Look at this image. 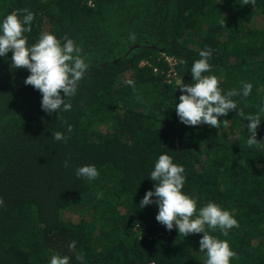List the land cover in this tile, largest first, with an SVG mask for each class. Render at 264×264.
Wrapping results in <instances>:
<instances>
[{
  "label": "trees",
  "instance_id": "obj_1",
  "mask_svg": "<svg viewBox=\"0 0 264 264\" xmlns=\"http://www.w3.org/2000/svg\"><path fill=\"white\" fill-rule=\"evenodd\" d=\"M22 9L34 14L29 44L45 32L70 38L89 67L57 117L11 52L0 57V264H49L54 253L69 264H205L202 233L166 230L155 204L138 205L160 154L183 167L197 209L213 202L237 220L227 236L205 226L235 251L230 264H264V149L246 143L248 115L264 139V0H0V19ZM205 47L202 75L222 94L252 84L216 128L186 126L174 108ZM87 164L95 180L74 174Z\"/></svg>",
  "mask_w": 264,
  "mask_h": 264
},
{
  "label": "clouds",
  "instance_id": "obj_2",
  "mask_svg": "<svg viewBox=\"0 0 264 264\" xmlns=\"http://www.w3.org/2000/svg\"><path fill=\"white\" fill-rule=\"evenodd\" d=\"M250 2L254 4L255 0ZM20 11L22 15L12 12L0 19V57L11 52V67L26 69L29 74L23 80L24 85H31L41 94L40 108L47 114L56 113L58 117L61 112L71 110L69 98L76 94L89 65L81 56L80 46L70 38H64L62 42L52 32H45L35 43L29 44L25 33L31 31L34 14L28 9ZM199 57L190 68L192 83L177 84L181 94L179 102L175 103V113L186 126L205 124L216 128L219 117L226 116L229 110L237 109V103L231 97H248L252 84L243 83L239 92L231 90L222 94L216 76L202 75L211 71L212 66L208 62L211 50L205 47L199 51ZM180 63L184 61L180 60ZM126 83L128 86L134 85L131 79ZM259 112L264 113V104ZM246 121V143L258 150L264 149V139H256V130L261 122L259 116L248 115ZM71 131L72 126L68 124L64 133L56 131L51 135L56 141H65L67 133ZM65 166H68L67 161ZM183 173V167L174 163L169 155L160 154L148 178L153 182V188L145 191L138 205L143 208L155 204V220L166 230H172L175 226L182 236L202 233L198 245L199 251L206 255L205 264H230V259L236 255L235 251L229 247L227 240L210 235L205 226L208 230L219 229L221 235L227 236L229 229L238 226L237 220L228 210L213 202L197 209L196 201L182 192L185 181ZM74 174L77 178L92 181L98 177L99 172L95 165L87 164L77 167ZM101 195L97 193L96 198L99 199ZM74 246L75 242L69 244L70 248ZM49 264H69V257L54 253Z\"/></svg>",
  "mask_w": 264,
  "mask_h": 264
},
{
  "label": "built area",
  "instance_id": "obj_3",
  "mask_svg": "<svg viewBox=\"0 0 264 264\" xmlns=\"http://www.w3.org/2000/svg\"><path fill=\"white\" fill-rule=\"evenodd\" d=\"M167 61H168V63L170 64V66H171L172 64H174V61H173L172 59H167Z\"/></svg>",
  "mask_w": 264,
  "mask_h": 264
}]
</instances>
